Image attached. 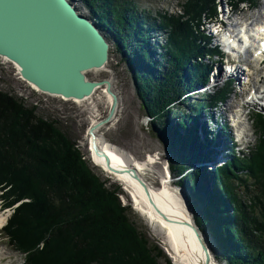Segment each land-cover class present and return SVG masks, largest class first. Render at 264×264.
I'll list each match as a JSON object with an SVG mask.
<instances>
[{
    "label": "trees",
    "instance_id": "1",
    "mask_svg": "<svg viewBox=\"0 0 264 264\" xmlns=\"http://www.w3.org/2000/svg\"><path fill=\"white\" fill-rule=\"evenodd\" d=\"M84 2L98 26L115 40L117 52L124 54L146 112L155 119L171 154V170L188 171V162H199L192 147L196 132L192 138L188 130L197 126L196 119L188 116L189 123L180 121L183 132L190 133L182 142L166 117L184 85L191 88L208 81L211 68L205 59L219 57L205 26V11L215 12V0H189L185 15L157 14L151 25L169 28L168 44L157 54L160 62L151 59L157 46L150 48L149 36L137 24L143 17L151 18L137 11L135 2ZM230 88L227 83L203 107L225 100ZM36 110L27 107L23 98L0 90V198L4 209L14 207L2 230L9 244L25 255L24 264H173L131 221V206L122 204L120 187H108L58 122L37 116ZM254 120L257 145L242 157L232 152L234 158L217 168L211 185L202 168L190 171L178 183L188 191L198 227L211 233L228 264H264V112ZM185 143H191V148ZM199 143L202 150V140ZM248 182L256 186L253 197ZM240 194H248L251 204Z\"/></svg>",
    "mask_w": 264,
    "mask_h": 264
},
{
    "label": "rangeland",
    "instance_id": "2",
    "mask_svg": "<svg viewBox=\"0 0 264 264\" xmlns=\"http://www.w3.org/2000/svg\"><path fill=\"white\" fill-rule=\"evenodd\" d=\"M71 1V0H70ZM73 3L77 6L78 10L81 11L85 16L93 19V12L89 6L84 2V0H72ZM137 5V11L140 13L147 15L151 19H139L137 24H139L140 29L144 31V33L149 36L148 43L150 48L153 44L157 46L155 52H152L151 59L154 62H160L158 59L157 54L163 52V46L169 40V28L161 27L154 28L151 24L153 23V19H156L157 14H168V15H185L186 11L185 8L188 5L189 0H132ZM209 1V0H204ZM238 3V8H234L233 15L236 18H240V22L237 27H239L240 23L244 19L249 20L252 22L255 19V15L262 19L259 13L263 11L264 0H215V12L213 13L212 10L205 11V18L207 21L214 22L217 19H221L222 9L224 7L227 10L233 8V5ZM259 12V13H258ZM264 12V11H263ZM230 16V17H231ZM253 16V19L251 18ZM206 21V22H207ZM96 22V21H95ZM97 23V22H96ZM161 22L157 20V25ZM235 23V22H234ZM154 24V23H153ZM206 25V24H205ZM254 26V25H253ZM207 27V25H206ZM203 28V27H202ZM105 35L107 36L110 42V60L105 71L100 72H91L87 75L90 80H102V79H110L114 85V92L118 95L119 98V108L118 114L116 116V121L113 126L111 127H103L101 133L104 137L114 146L122 149L126 153H128L131 157L136 160L143 161L144 163H148V169L145 170L144 177L147 182L157 191L161 190L164 185L169 186L171 191L176 195L178 199L181 200L184 204L187 202L191 203V198L188 195V191L186 188L180 186L178 183L183 180L184 176L187 173H190L192 170H197L202 168L206 171L208 175V183H211V177L213 178L214 172H216L219 166H222L221 163L216 165L214 161H211L212 158L210 157L211 154H214L212 150H200V138L201 135H198V127L201 131L203 129H207L208 141L210 143L216 144L214 140H219L220 138H215L213 134V129L210 127L211 124L209 118L211 115H217L222 112V114L226 117L225 113H227L228 107L232 105L231 108H235L234 113L240 112L241 106H243L246 101H251L252 98L255 99L256 96L254 95V89L261 88L259 90V95L263 92L264 88V64H259L254 60L251 52L245 50L246 53L236 54L233 52V57H231V61L237 60L240 62L243 60L245 64L242 67L235 66L237 68L245 69L244 74L241 77V84H237L235 81L228 80L227 82L231 86V91L229 92L230 95L225 98L222 102L218 103L216 106L212 108L203 107L206 106L208 103L207 98H211L213 94L216 92L218 93L222 90L227 82L218 81L216 82L217 85L215 86H205L203 88L204 82L202 84H196L197 86L191 88H187L184 84V90L181 95H177L175 101L172 102L170 108L172 111L167 115L166 119L168 122V127L172 130V126L174 127L175 131L179 132L180 138L179 141H182L181 138H189L188 133H184V127L181 124V120L184 121L185 117L192 116L196 119H192L191 121H195V127L191 128L188 127L191 132V137L193 138L192 132H196V138H193L195 142L193 145L191 143H185L186 146L189 148L194 147V154H198L199 162H194L191 164L188 162L186 172L182 174H178L177 172H173L171 170V154L168 150H166L164 141L160 138L158 128L159 126L154 121L155 119L150 117L147 110L145 109V105L141 100L138 92V88L136 82L133 78L131 73L130 66L124 60V54L117 52V44L115 40L110 36V34L106 31ZM138 41H142L137 37ZM168 44V43H167ZM257 45V44H256ZM213 46V45H212ZM152 49V48H151ZM163 50V51H162ZM119 51V50H118ZM155 56V57H154ZM241 59V60H239ZM207 66H210L211 69L207 73L209 74V78L213 70H216L220 65L223 66H234L232 65L229 57L226 55L225 60L220 63L222 60L214 58V61H210L209 59H205ZM241 63V62H240ZM238 65V63H237ZM251 69H250V68ZM249 68V70H248ZM260 69L261 72L257 73L256 71ZM248 75H251L250 81H248ZM247 77V78H246ZM190 80V79H189ZM192 83V82H191ZM189 83V84H191ZM209 83V81H208ZM206 85V83H205ZM255 86V87H254ZM263 86V88H262ZM202 89L203 91H201ZM0 90L3 92L8 93L11 96H15L16 98H23L27 101V107L36 106L37 107V116L45 119V120H54L58 122V126L61 130L79 147L82 154L85 156L84 158L89 162V166L94 174H96L102 181L107 183L108 187L112 186H119L120 189L123 191L122 195H120V200L123 205H130L131 206V213L130 219L136 225L139 231L145 233L147 239L150 241V244H158L165 255L167 256L168 250L161 238V234L159 231V227L154 223V221L148 219L147 216L142 214L140 211L136 210L133 203L132 197L126 193L124 190L123 184L118 182L115 178L108 175L106 172L100 171L98 168L94 167L88 158V153L85 151L86 145V136L88 134V128L91 123V120L95 118H104L108 112V104H107V97L102 91H97L92 98L82 101V102H73V101H66L61 98L52 97L46 95L42 92H39L32 88L28 82L24 81L16 65L6 61L5 59L0 57ZM251 93V99L246 98V95ZM264 103V102H263ZM203 107V108H202ZM197 110V113L194 111ZM201 112V115L199 113ZM258 112H264L260 105L252 106H245L243 108V113L245 115H249L248 121L246 122L245 116L242 118L244 119V128L249 136H247L243 143L247 145L243 148V153L240 155L239 149L237 148L234 152L236 155H240L242 157L243 154H248L250 149H253L257 143L259 135L256 130L255 120L256 115ZM212 113V114H211ZM239 114V113H238ZM205 117L206 122L202 120ZM189 123V120L186 119ZM190 121V123H191ZM153 123V125H152ZM193 123V125H195ZM191 125V124H190ZM167 127V129H168ZM181 129V132L179 131ZM184 131V132H183ZM222 135L228 134V136H232V132L227 125L222 126V130L219 131ZM201 133V132H200ZM225 139V138H221ZM232 152H233V144L232 138L228 139ZM183 142V141H182ZM186 142V141H185ZM213 145V144H212ZM196 146V147H195ZM193 149V148H192ZM185 150V149H184ZM200 151V153H198ZM186 154H188V150H185ZM215 151V155H216ZM228 152H226L227 154ZM220 154L218 153V156ZM229 157L231 159L234 158L233 153H229ZM152 158V159H151ZM206 159V160H205ZM206 161V162H205ZM173 165L176 164L173 162ZM205 167V168H204ZM165 179V183L163 181ZM214 179V178H213ZM249 183V182H248ZM211 185V184H210ZM251 183H249V186ZM256 186L252 185L248 189V192L251 194L249 196L253 197L256 192ZM241 193H243L241 191ZM3 192L0 191V196ZM128 194V195H127ZM186 195V197H185ZM243 200L250 205L251 204V197L249 198L248 194H240ZM186 198V199H185ZM3 201L0 198V216L5 215L8 217L6 225L9 219L12 217L14 212V207L10 209H4L2 207ZM187 205V203H186ZM190 207V206H189ZM189 209V208H188ZM228 213H232L231 209L227 210ZM194 224V223H193ZM5 225V226H6ZM4 226V227H5ZM161 236V237H160ZM207 237L211 236V233L208 231L206 234ZM212 237V236H211ZM213 238V237H212ZM215 244L216 241L213 238ZM217 246V244H216ZM213 245V250L215 255H217L219 264H228V262L223 257L222 252L218 248ZM166 250H164V249ZM167 252V253H166ZM168 257V256H167ZM25 255L22 253L20 254L17 252L8 241L3 234L2 229L0 230V264H24ZM169 258V257H168ZM172 260V258H171ZM163 262V260H161ZM173 262V261H172ZM174 263V262H173Z\"/></svg>",
    "mask_w": 264,
    "mask_h": 264
},
{
    "label": "water",
    "instance_id": "3",
    "mask_svg": "<svg viewBox=\"0 0 264 264\" xmlns=\"http://www.w3.org/2000/svg\"><path fill=\"white\" fill-rule=\"evenodd\" d=\"M0 57L18 66L24 81L52 97L83 101L101 86H107L113 103L96 128L114 125L119 100L111 90L110 80L87 77L109 63V43L98 24L82 15L70 0H0ZM93 130H89L90 134ZM93 149L111 167L109 156L94 143ZM142 185L149 195L146 185ZM193 219L208 264L209 252L203 243V236H207L195 222L194 214ZM167 256L171 260L168 253Z\"/></svg>",
    "mask_w": 264,
    "mask_h": 264
},
{
    "label": "bare ground",
    "instance_id": "4",
    "mask_svg": "<svg viewBox=\"0 0 264 264\" xmlns=\"http://www.w3.org/2000/svg\"><path fill=\"white\" fill-rule=\"evenodd\" d=\"M71 2H73V1L71 0ZM76 5H75V7L77 8ZM77 10H78V8H77ZM229 10L230 9H228L227 12ZM263 11H264V6H263ZM263 11L260 13L258 12L261 16H263V18L259 19L255 15L254 16L255 19H253V16H252L251 18L253 19V21L250 24L246 23L249 20L243 18V24L246 23L245 24L246 26L244 27L245 31H243L241 28L238 29V31L242 30L240 32V33H243L242 36H240L239 34H236V36H233L231 34L228 36L227 34H229V33L223 34L224 36L222 35L221 37L224 38V43H228L229 38H234L232 40L233 44H237V41L239 43H243L242 39H244L245 42L247 40L248 41H254L255 45L257 44L256 50L257 51L262 50V48L260 47V45L257 42H258V40H260V42L264 41V35H263L264 34V12ZM79 12L81 13V11H79ZM224 13L225 14H223V15H224V20L226 21V25H229L230 22H233V23L235 22V23H237V26H238V24L240 22V18H236V16H233V18H231V17H228L226 15L225 11H224ZM81 14L84 15L83 13H81ZM254 23H258L255 25L256 27H258V28H256L257 30L253 26ZM103 32H104V30H103ZM259 32H260V34H258ZM104 34H105V32H104ZM260 35H263V36H260ZM255 37L257 40H255ZM106 38H107V36H106ZM107 41H108L109 46H110V42H109L108 38H107ZM212 41H213L212 42L213 47L218 48L217 43H219V41H217V42L215 40H212ZM256 55H257L256 62H258L259 60H260V62L263 61V59H264L263 52L261 54L256 52ZM6 61H8V60H6ZM240 62H243V60H241ZM107 66H108V64L103 69L95 70L93 72L105 71L107 69ZM16 67L19 71L18 66H16ZM229 69L232 70V67H230ZM232 72H235L238 74L237 75L238 80H240L241 79L240 76L242 74H244L243 73L244 70H242L241 68L239 69L237 67H234V71H232ZM256 72L260 73L261 70L258 69ZM224 74H227V73L225 71L219 70L218 68L216 70H213L210 78L208 79L209 83L207 81L206 85L205 84L202 85L201 88L208 86V85L209 86L210 85L211 86L217 85L216 82L223 81L227 78V77L224 78ZM251 77H252L251 75H248V78L247 77L246 78L248 79V81H250ZM108 80H110V79H108ZM110 82H111V90H112V92H114V85H113L111 80H110ZM262 84H264V83H262ZM29 85L32 88H34L35 90L39 91L34 85H32V84H29ZM262 88H263V86H262ZM258 89L260 90L261 88H257L255 90H258ZM99 90L102 91L107 97L108 112H109L111 105L113 103L112 95L107 91V86H101L100 88H98L95 91V93ZM200 90L203 91L202 89H200ZM114 93L116 94V92H114ZM263 94H264V90H263ZM92 96L90 98H92ZM56 98H60V97H56ZM90 98H87L85 100H88ZM85 100H83V101H85ZM118 100H119V98H118ZM71 101L82 102V101H76V100H71ZM119 105H120V103L118 101L113 122L117 120L116 116L118 114L117 109L119 108ZM231 107H232V105L228 107L229 108V109H227L228 112H233L234 108H231ZM241 110H243L242 106H241ZM238 113L239 112H237V114L234 115V118L236 121L235 125H240L241 128H244V122L245 121L242 118L245 116L246 122H247L249 115H245V113H243L241 111V113H243V115L241 117H239L240 114H238ZM101 119H103V118H98V119L95 118V119L91 120V123L89 125L88 130H90L91 128H95V130H93V134H90V131H88V134L86 136L85 151H86V153H88V158L90 159L92 165L94 167L98 168L100 171L108 173V175L112 176L118 182L122 183L126 193H128L132 197V199H133L132 205H134L135 209L140 211L145 216H147L148 219L154 221V223L159 227V231H160V234L162 236V237L161 236L160 237L163 239V242H164V244L168 250V254L172 258V261L174 262V264H207V255L203 251L202 244L198 240V238L195 234L196 226H195V224H193L194 219H193V212H192L193 207H192V205L191 204L188 205V203L186 205V203L184 204L183 202L176 200L178 198L171 191L169 186L164 185V187L161 190H159V191L155 190L147 182V180L144 177V174L146 173L145 170L148 169V166H149L148 163H144L143 161H139V160L134 159L133 157H131L128 153H126L122 149L111 144L104 137V135L101 133V131L103 130V127L106 126L108 128L110 123L105 124L103 127L96 128L98 122ZM202 120L204 121V123L206 122L205 117ZM209 120L211 122V124H209V125L213 129V134L215 135V138H220L219 140H217V139L214 140L215 142H217L216 144L210 143L208 141V138H210V137H208V135H207V133H208L207 129H205V131H201V129L198 127V132L197 131L196 132L198 133V135H201L200 140H202L203 148L205 150L211 149L212 152H214V154H211V156H210L212 158L211 161H214L216 165H219L221 163L222 166H219V168L224 167L227 165L228 161L231 159L229 157V153H232V148H231V145L227 139H221V138H225V136L222 135L221 132H219V131H221L222 126H225V122H227V119L221 112L220 114H217V115H211ZM241 130H243V129H241ZM241 130H239V132H238L239 136H240ZM234 137H235V133L232 132L231 138H234ZM228 139H230V137ZM93 143L98 146L100 151H104L109 156L111 167L107 166L105 158H103L102 156H98L96 154V151L93 149ZM232 144H234L233 141H232ZM204 149H202V151H204ZM215 151L217 152L216 155H215ZM234 151L235 150L233 149V152ZM226 152H228V153L226 154ZM218 153L220 154L219 156H218ZM133 173H135L139 177L138 180L135 179ZM165 179L166 178H163L164 183H165ZM141 181L148 188L149 195L146 193L145 188L142 185ZM191 209H192V211H191ZM7 220H8V217H6L5 215L0 216V230L6 225ZM203 243L206 245L208 252H209L208 264H219V262H218L219 257L217 255H215L214 251H212L213 250L212 246L213 245L216 246L213 238L211 236H209L207 238L203 236Z\"/></svg>",
    "mask_w": 264,
    "mask_h": 264
}]
</instances>
